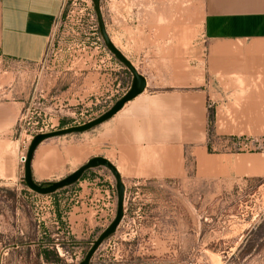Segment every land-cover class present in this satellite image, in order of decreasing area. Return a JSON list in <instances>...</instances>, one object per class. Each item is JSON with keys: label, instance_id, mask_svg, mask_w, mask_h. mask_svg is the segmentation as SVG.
<instances>
[{"label": "rangeland", "instance_id": "374dc122", "mask_svg": "<svg viewBox=\"0 0 264 264\" xmlns=\"http://www.w3.org/2000/svg\"><path fill=\"white\" fill-rule=\"evenodd\" d=\"M189 1L194 7L195 0H177ZM63 2L41 61L22 62L0 54V101L21 102L19 114L38 121L46 132L99 116L110 106L109 85L114 99L131 84L130 71L103 42L92 0ZM183 11L177 9V18H183ZM196 23H192L191 48L206 54L208 44ZM88 64L95 84L87 88L85 78V87L80 88V74L75 72L86 73L83 65ZM194 76L193 85L199 82ZM182 82L183 74L177 73V84ZM236 83L240 88L224 90L213 79L208 90H174L177 102L191 103L190 119L177 106L169 126L177 140L186 133L183 163L127 185V210L89 264H264V175L236 177L222 164L227 154L253 153L264 159L262 150L235 152L221 144L222 138L231 135L264 137V121L236 129L244 124L238 118L252 112L247 94L254 91ZM257 112L263 116V106ZM153 123L158 124L157 131H163L162 121ZM101 124L88 133H69L39 143L32 157L36 181L61 179L89 158L103 156ZM26 137L16 127L13 136L0 137V167L11 162L17 145L18 162L20 155L26 157ZM19 164V179H23V164ZM83 187L91 194L92 189L99 190L100 202L90 195L82 205L77 194ZM115 209V179L104 166L85 170L79 180L49 194L31 190L24 181L5 184L0 179V264H79L113 219Z\"/></svg>", "mask_w": 264, "mask_h": 264}, {"label": "crops", "instance_id": "0c3cea01", "mask_svg": "<svg viewBox=\"0 0 264 264\" xmlns=\"http://www.w3.org/2000/svg\"><path fill=\"white\" fill-rule=\"evenodd\" d=\"M62 1L0 0V54L22 62L41 61L55 19L63 7ZM195 1L193 7L191 1L100 0L109 39L146 81L141 93L101 124L103 156L117 168L126 192L128 184L153 178L158 170L176 169L183 163L186 133L183 139L177 140L174 129L170 131L169 126L175 120L177 106L190 119L191 103L177 102L174 91L177 88L208 90L216 79L225 90L240 88L236 83L240 81L254 91L247 94L252 112L238 118L244 124L236 129H248L256 121H264V115L257 112L260 106L264 108V0ZM180 8L184 9L183 18H177ZM193 14L198 34L208 44L206 54L191 48ZM83 67L86 73L75 72L80 74L77 81L84 88L85 78L89 79L86 85L89 88V84H95L89 78L94 72L89 70V64ZM122 73L126 75L125 71ZM122 73L120 79H123ZM177 73L183 74L182 83L177 84ZM193 74L199 78L194 85ZM109 88L111 106L118 98L112 99V86ZM21 107L18 101H0V137L13 136ZM153 121L163 122L162 132L157 131L158 124ZM140 135L145 139L138 141L136 138ZM13 149L11 162L0 167V179L5 184L23 181L19 179L22 168L17 159L18 145ZM222 164L230 173L234 171L236 177L264 175V159L253 153L227 154ZM31 167L35 179L37 171L33 162ZM92 191L93 194L83 187L78 192L82 205L90 195L100 202V191Z\"/></svg>", "mask_w": 264, "mask_h": 264}, {"label": "water", "instance_id": "95a60500", "mask_svg": "<svg viewBox=\"0 0 264 264\" xmlns=\"http://www.w3.org/2000/svg\"><path fill=\"white\" fill-rule=\"evenodd\" d=\"M92 3L97 18L98 29L105 46L114 55V57L117 60H119L121 63H123L126 66V68L131 73V84L129 86V89L122 96H120L105 112H103L102 114L91 120H88L87 122L68 126V127H62L49 132L36 134L31 139L28 145L25 161L23 164L24 183L31 190L40 194L53 193L62 187H65L67 185L76 182L77 180H79V178L82 176L85 170L92 167L104 166L108 168L113 174L115 179V187H116L115 215L113 219L110 221V223L98 235V237L95 240H93L90 248L88 249L84 258L80 261L79 264H89L93 254L101 245L103 240L112 233H114L119 223L121 222L124 216V201H125V189H126L125 184L123 183L121 175L118 172L117 168L113 165V163L107 160L104 156H100V155H96L89 158L86 163L82 164L77 169H75L70 174L66 175L61 179L55 181L37 182L33 178L32 167H31L34 150L36 149L39 143H41L43 140L47 138L61 136L69 133H79V132L87 131L101 124L105 120L109 119L118 110H120L125 102H127L128 100L134 98L136 95L141 93L146 85L145 77L136 70V68L129 62V60H127L122 55V53L114 46V44L109 39L106 33L103 16L100 9V0H92Z\"/></svg>", "mask_w": 264, "mask_h": 264}, {"label": "built area", "instance_id": "2783aa9c", "mask_svg": "<svg viewBox=\"0 0 264 264\" xmlns=\"http://www.w3.org/2000/svg\"><path fill=\"white\" fill-rule=\"evenodd\" d=\"M64 1V0H63ZM64 4V2L62 3ZM63 6V5H62ZM95 29L97 30V25H95ZM17 123V124H16ZM15 123L16 129L19 131L20 134L27 135L26 141L23 143L25 147L29 144L31 139L39 133H44L47 131V129L43 128L41 125L38 126V121H28L26 119V115L24 113H20L17 121ZM32 123V128H28V125ZM221 144L223 147H225L229 151H235V152H249L254 150H262L264 151V137H257L253 135H231L227 136L225 138L221 139ZM25 161V155H20L19 157V163L24 164ZM108 205L110 208V212L114 213V208L111 206L110 202L108 201Z\"/></svg>", "mask_w": 264, "mask_h": 264}, {"label": "bare ground", "instance_id": "6f19581e", "mask_svg": "<svg viewBox=\"0 0 264 264\" xmlns=\"http://www.w3.org/2000/svg\"><path fill=\"white\" fill-rule=\"evenodd\" d=\"M76 156H79V155L76 154ZM255 158H256V157H255ZM256 159H257V158H256ZM251 161H252V160H251ZM251 161H250V162H251ZM254 161H255V160H254ZM254 161H252V162H254ZM258 162H259V161H258ZM256 163H257V162H256ZM256 163H253V164H256ZM260 166H261V165H260Z\"/></svg>", "mask_w": 264, "mask_h": 264}]
</instances>
